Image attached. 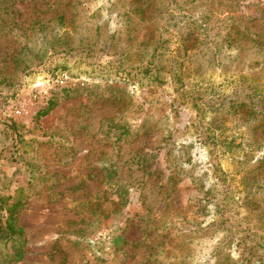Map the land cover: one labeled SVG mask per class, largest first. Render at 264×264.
Instances as JSON below:
<instances>
[{
	"label": "rangeland",
	"instance_id": "374dc122",
	"mask_svg": "<svg viewBox=\"0 0 264 264\" xmlns=\"http://www.w3.org/2000/svg\"><path fill=\"white\" fill-rule=\"evenodd\" d=\"M112 2L82 0L79 8L94 24L123 25L124 30L146 25L140 17L128 24L125 17L116 16ZM75 4V0H0V201L6 198L9 207L22 203L13 209L21 235L0 245L1 258L22 246L24 257L14 264H145L153 251L160 252L161 262L168 264L179 254L170 252L180 242L178 223L186 231L198 227L195 240L205 233L194 244L199 249L216 247V226L208 227V218L202 221L196 201L210 196V182L196 183L190 176L210 171L207 154L196 148L197 143L181 153L187 154L183 164L194 156L192 165H181L188 174L168 182L170 169L176 167L167 160L170 132L181 127L184 131L177 139L183 145L196 140L194 130L186 128L184 118L173 110L172 89L152 91L144 101L142 87L135 90L126 85L116 67L108 64L118 51L109 43L98 42L90 55L63 53L51 66L41 64L36 28L46 22L59 27L61 35L70 31L78 19ZM216 5L233 9L234 19L251 26L253 32L264 31V0H217ZM95 12H101L102 18H92ZM59 13L66 16L60 26L54 25L56 20L49 21ZM198 53L188 52L185 78L196 82L211 76L218 81L216 64L209 63L208 53ZM228 53L235 56L233 50ZM182 54L174 42L163 63L168 65ZM250 58L261 57L251 52ZM244 59H227L234 64L228 73L242 70L249 77L254 75L249 72L250 62L241 63ZM228 67L221 70L226 72ZM235 124L227 123V132L238 136L235 154L233 158L234 152L224 154L221 166L237 191L243 175L260 164L256 158L261 153L244 156L247 150L239 148L244 135ZM123 126L128 131L121 134ZM119 142L117 156L114 147ZM137 155L147 156L143 168L132 162ZM112 157L129 187L147 182L130 187L129 203L119 213L114 205L118 176L109 179L107 175ZM210 159L216 163V152Z\"/></svg>",
	"mask_w": 264,
	"mask_h": 264
},
{
	"label": "trees",
	"instance_id": "16d2710c",
	"mask_svg": "<svg viewBox=\"0 0 264 264\" xmlns=\"http://www.w3.org/2000/svg\"><path fill=\"white\" fill-rule=\"evenodd\" d=\"M75 1L72 8L76 11L74 18L78 19L70 31L61 35L59 27H50L46 22H40L36 28L35 36L41 46L38 52L41 64L49 67L53 59H60L63 53L67 56L76 51L74 55L78 57L90 55L98 42L109 43L110 48L118 46L116 56L108 64L116 67L123 82L135 90L142 87L144 101L148 93H157L169 86L173 92V110L184 118L186 128L194 130L196 140L187 145L178 143L177 135L184 131L181 127L174 128L167 137V160L176 165L170 167L168 182L179 181L188 174L181 165H192L194 156L183 164L187 154L181 153L186 148L190 149L197 143L196 148L207 154L210 171L199 176L192 173L190 176L194 177L196 183L210 182L207 188L210 196L196 201L202 221L208 218V227L216 226V247L205 251L199 249L194 244L205 237V233L202 231L204 236H198L195 240L193 234L197 233L198 227L194 231H186L178 223L181 233L177 238L180 242L170 252L178 251L179 254L174 255L168 264H264V77L260 76L264 70V31L257 29L253 32L251 26L237 22L233 17L234 10L216 7L217 0H115L111 3L112 8L109 7L112 13L120 18L125 17L128 24L136 17L143 18L146 24L140 29L128 26L125 30L123 25L110 28L108 24L91 23L79 8L82 0ZM91 17L101 19L102 13L95 12ZM65 18V13H59L49 21L56 20L54 25L60 26ZM230 19H234L233 23H230ZM65 35L68 37L66 42L62 40ZM125 35L128 37L124 44H119ZM214 35L216 41H212ZM174 42L181 46L184 56H169L173 62L166 65L163 63L164 57L170 55ZM204 48L209 51H203ZM228 50H233L235 56H230ZM189 51L192 55L199 54L198 51L208 53L209 63L214 62L219 70V80L215 82L211 76L196 82L186 79L183 66L188 61ZM251 52L261 58L251 59ZM243 56L245 59L241 63L250 62L252 68L249 72L255 74L249 77L242 70L228 73L234 64H229L227 59L235 62ZM226 65L229 67L223 72L221 68ZM63 70L61 73H64ZM228 122H236L238 129L242 128L244 136L239 148L247 150L244 156L261 153V157L256 158L260 164L243 175L237 191L228 172L221 166L222 156L234 152L233 146L238 139L235 134L227 132ZM114 125L109 126L108 132ZM121 128V134L128 131L124 126ZM121 145L117 143L115 152ZM213 152H216V163L212 161L213 158L210 159ZM116 154L119 156L120 152ZM234 154L230 157L233 158ZM146 160L147 156L137 155L132 162H137V166L143 168ZM114 161L112 157L107 175L109 179L118 176L114 205L119 213L129 203L130 187L139 185L131 184L129 187ZM145 172L146 175L150 174L149 171ZM6 202V198L5 202L0 201V245L13 242L22 231L20 227L18 229L17 212L13 210L21 207L22 203L9 207ZM212 234L211 239L215 236ZM21 247L7 253L5 259L1 258L0 253V264H14L22 260L25 251ZM145 264H163L160 252L153 251Z\"/></svg>",
	"mask_w": 264,
	"mask_h": 264
}]
</instances>
